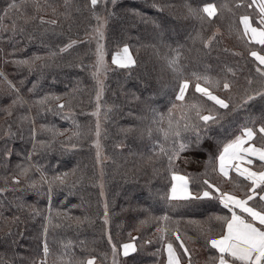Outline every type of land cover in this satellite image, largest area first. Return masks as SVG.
Returning <instances> with one entry per match:
<instances>
[{"label": "trees", "instance_id": "obj_1", "mask_svg": "<svg viewBox=\"0 0 264 264\" xmlns=\"http://www.w3.org/2000/svg\"><path fill=\"white\" fill-rule=\"evenodd\" d=\"M10 2L0 0L3 16L0 19V73H3L0 77V188L5 189L0 192V264H33L34 260L38 264L44 256V227L49 215L52 223L47 231L50 249L47 264H62L59 257L65 252L85 259L94 255L97 258L94 264H112L106 232L111 233L118 245L136 237L137 251L129 257L119 253L116 257L119 264H165V245L171 240L178 246L171 231L177 223L181 235L192 238L188 246L193 250V264H207L215 251L206 244L200 230L211 227L213 235L219 234L222 225L215 216L227 214V210H223L218 200L188 203L166 199L171 172L167 155L159 149L161 145L169 148L173 141H166L157 125L167 127L169 109L172 119L179 120L182 126V113L189 103L213 104L195 91L192 73L208 74L221 81L227 75L239 86L241 94L248 87L246 78L256 77L257 62L248 55L245 42L238 38V29L242 31L238 17L234 20L224 10L211 23H201L187 12V5L231 4L234 0H116L115 5L111 0H100L97 12L102 17L106 10L116 15L103 28L101 43L109 68L104 74L99 117L93 114L97 110V85L92 76L97 40L85 37L97 24L85 7L89 0H67L68 7H65L66 0H17L22 7L3 15V9ZM36 3L42 6L39 11L34 8ZM154 4L160 7H153ZM52 7L56 8L55 14ZM132 9H138L140 14L133 15ZM65 12L68 15H63ZM41 15L59 22L42 25ZM32 16L37 18L26 22L25 17ZM197 32L204 39L214 32L215 37L206 47L200 39H193ZM69 41L79 43L60 53L59 49ZM125 42L137 61L131 70L112 63L113 54ZM254 47L260 49L258 44ZM52 52L57 55L49 57ZM177 52L190 84L185 93L187 100L177 101L173 107L177 80L167 67L165 57L175 56ZM23 58L34 60L31 71L26 65L13 62ZM228 68L234 70L235 76L227 73ZM5 77L15 88L8 85ZM213 91L221 98L232 95L234 102L240 99L237 90L228 93L222 83ZM17 96L23 103L12 105ZM45 96L50 98L41 107L36 101ZM56 96L70 100V107L57 110ZM216 108L222 115L209 134L214 139L204 138L202 146L197 147L195 131H181V139L190 146L173 165L179 174L189 177V187L193 190L205 178L206 171L207 178L225 191L234 190L232 178L246 183L234 173L222 177L218 170L213 171L211 164L206 169V161L213 153L218 154V139L226 141L239 135L245 123L252 126L247 116L249 113L258 116L264 105L257 101L247 111L237 112L226 111L218 105ZM64 113H70V118H63ZM161 114H164L163 123ZM24 116L27 119L22 121ZM97 119L99 163L96 146L92 144L97 139ZM77 131L80 138L75 142L80 146L66 147L67 138ZM258 137L257 130L254 140L260 146ZM6 150L11 151L10 156L4 155ZM18 165L29 167L30 171L27 179L21 176L14 183L11 176L18 174ZM65 172L69 173L68 181L57 182L49 197L48 181ZM235 191L240 194L238 189ZM105 200L109 206L107 225L103 220ZM165 213L170 218L168 222L160 219ZM65 214L70 219H65ZM165 227L170 231H158Z\"/></svg>", "mask_w": 264, "mask_h": 264}, {"label": "snow or ice", "instance_id": "obj_2", "mask_svg": "<svg viewBox=\"0 0 264 264\" xmlns=\"http://www.w3.org/2000/svg\"><path fill=\"white\" fill-rule=\"evenodd\" d=\"M100 0H89L85 5L91 13L92 17L95 18L97 24L91 33H86L85 37L87 39L95 38L97 40V45L95 49V63L92 67L95 69L92 72L93 78L96 80L97 91H96V112L94 115L99 117V110L101 105L99 100L103 92V81L100 79L102 71H106L103 44L101 43L103 39V28L107 25L108 20L115 16L114 11H107L106 15L101 16L97 12V7L99 6ZM111 3L115 5L116 0H111ZM22 5L17 3V0H11L10 3L6 5L3 9V15H9L13 10H19ZM41 5L36 3L34 8L39 11ZM65 7H68L67 0ZM153 7L159 8V4H154ZM188 15L194 19H198L201 23L208 22L211 23L213 17L218 16V14L224 10L229 12L233 19L238 17V24L242 26V31L238 29V38L242 39L248 46V55L254 58V62H258L255 67L256 77L248 76L247 84L248 87L243 90L241 94L238 91V85L231 79V77L225 75L223 80L213 78L208 74L192 73V77L195 78V91L201 93L202 96L207 97V100L212 101L211 106L207 104L200 103H189L187 108L182 113L183 125L179 120H173L169 109V117L167 121V127H160L157 125L158 130L163 134L165 140H172L173 143L169 148H165L161 145L159 149L160 153L167 155L169 168L171 172L172 184L171 189L166 197V199L171 202L173 200H184L188 203L194 201H203L204 199L218 200L219 204L223 206V210H227V214H217L215 219L221 222L222 229L219 234H212L211 227L202 228L200 231L203 234L205 242L207 245L211 246V249L215 251V255L211 256L207 264H264V110L258 116H253L251 113L247 116V120L251 122L252 126H248L245 123L240 131L239 135H235L231 139L217 140L218 144V154L213 153L209 156L208 161H206V169L209 164L212 165L213 171L218 169L219 173L223 177H229L230 170H234L237 177H242L246 183H241L239 179L232 178L234 190L225 191L219 184L215 183L211 179L207 178V171L204 173L205 178L200 181L198 185H195V190L189 187V177L185 175H180L173 165V161L177 159L180 153L190 146V143H186L181 139V131L193 129L196 134L195 144L197 147L202 146L201 141L204 138L214 139L215 137L209 135L213 131V125L217 124L221 117L220 111L216 108L218 105L220 108L226 111L237 112L239 110L247 111L250 104H254L259 101L264 105V0H234L233 3H224L217 5L215 3H203L199 6L187 5ZM106 9V5H105ZM243 11H239V10ZM79 10V9H77ZM251 10V11H249ZM51 11L55 14L56 8L52 7ZM133 15L138 16L139 10H130ZM63 15H68V13H63ZM255 18V22L253 20ZM3 16L0 15V19ZM36 16L25 17L26 22L30 19H36ZM40 23L48 25H56L59 21L56 19H46L44 16H39ZM155 23V21H153ZM15 22H13V31H15ZM157 27H161L157 25ZM215 37V32L213 35L208 36L204 39L200 32L196 33L193 39H200L202 43L207 47L209 42ZM163 42V41H162ZM79 43L78 41H69V43L63 45L59 49L60 53H63L73 45ZM255 44L260 45V49L256 50ZM241 54V53H238ZM57 53H49V57H55ZM35 59H41L40 57H35ZM167 67L175 74L177 84L174 86L178 88L175 91V100L172 102L173 107L176 106L177 101L185 102L187 97L185 93L189 89L190 79L188 76L184 75L183 68L179 63V52L175 56L165 57ZM14 63L20 65H26L29 71L34 67V60L31 58H23L19 60H14ZM112 63L118 65L122 68L131 70L137 61L133 57L130 51V45L128 43H122L120 50L113 54ZM227 73H231L235 76V72L232 68L227 69ZM3 73H0V77ZM8 85L15 88V85L11 81H7ZM203 82V83H201ZM222 83L223 90L232 93L235 90L237 95H240L238 102H234L232 95L227 98H221L217 95L214 88H219ZM253 84L256 86L253 87ZM207 85V86H204ZM35 87V83H34ZM18 91V90H17ZM33 89H29L32 92ZM50 96H45L39 98L36 103L39 106H43L49 100ZM59 101L56 106L57 110L65 109L70 107L71 101H65L60 96L55 97ZM18 103H23L21 97L17 96L12 100V105ZM9 108H11V106ZM154 111V109H153ZM65 119L70 118V113H64ZM27 117H21V120H26ZM164 114L160 115V122L163 123ZM76 123L75 121H73ZM153 123H156L154 120ZM77 127L79 125L77 124ZM257 130L259 133L258 139L261 141L260 146H257L254 138L257 137ZM149 134H151V129H148ZM55 135V133H54ZM100 135V124L99 119H97L96 125V136ZM80 133L73 132L71 137H68V144L66 147L78 148L80 145L76 143L79 140ZM176 141H179L177 144ZM92 144L96 146L97 149V161L99 163L100 157V144L99 140H93ZM222 145V147H220ZM36 145H33L35 149ZM4 155L10 156L11 151L6 150ZM31 156V153H29ZM254 158L257 163H254ZM19 172L11 176V180L14 183L19 182L20 177L24 176L27 179V173L30 171L29 167L23 165H18ZM75 169L73 170V173ZM69 173L65 172L62 175H58L53 179L49 180V197L51 195V190L54 185L64 184L68 181ZM35 183V182H33ZM235 189L239 190L240 194H237ZM4 188H0V192H4ZM101 196H104L103 185L101 184ZM104 216L103 220L105 225L109 223V206L107 200L104 201ZM38 214V213H37ZM65 219H70V215L65 214ZM18 219V217H13V220ZM79 219V218H77ZM165 222L169 221L167 213L161 217ZM146 221H142L144 223ZM52 223V217L49 215L47 218V224L44 227L45 239L43 241V253L44 256L40 258L38 264H47L46 257L50 255V249L47 243V231L48 227ZM158 231L168 232L170 229L165 227L163 229H158ZM173 235H175V240L178 242V246L169 240L165 246V251L167 252V262L166 264H193V250L188 246V240L181 235L178 223L171 230ZM9 234H11V229H9ZM107 236L108 244L111 247L112 252V264H119L116 257L119 253L123 256L129 257L130 254L137 251V246L134 243L136 237H130L128 242L123 244H117L114 241L110 232L105 233ZM182 249V253L178 251ZM62 264H94L97 259L94 255H89L85 258H76L69 256L67 252L59 257ZM33 264H37L34 260Z\"/></svg>", "mask_w": 264, "mask_h": 264}, {"label": "crops", "instance_id": "obj_3", "mask_svg": "<svg viewBox=\"0 0 264 264\" xmlns=\"http://www.w3.org/2000/svg\"><path fill=\"white\" fill-rule=\"evenodd\" d=\"M241 29H242V26H241ZM258 63V62H257ZM254 163H257L258 164V161H256L255 160V158H254ZM218 170V169H217ZM218 173H219V171H218ZM231 173H234V174H236L235 173V171L234 170H230V174ZM220 174V173H219ZM181 175V174H180ZM221 176H222V174H220ZM237 175V174H236ZM223 177V176H222ZM242 178V177H241ZM171 184H172V178H171ZM170 189H171V186H170ZM170 189H169V191H170ZM222 206V205H221ZM166 246V245H165ZM164 249H165V247H164ZM164 252H165V258H166V260H165V264H166V262H167V252L164 250ZM133 254V253H132ZM132 254H130V255H132ZM120 255L122 256V257H125V256H123V254L122 253H120Z\"/></svg>", "mask_w": 264, "mask_h": 264}, {"label": "rangeland", "instance_id": "obj_4", "mask_svg": "<svg viewBox=\"0 0 264 264\" xmlns=\"http://www.w3.org/2000/svg\"><path fill=\"white\" fill-rule=\"evenodd\" d=\"M96 45H97V43H96ZM104 60H105V68H106V70L109 68V64L106 62V59H105V54H104ZM105 72L106 71H102L101 72V75H100V79L102 80V81H104V74H105ZM98 139V138H97ZM100 144V143H99ZM96 151H97V149H96ZM102 198H103V196H102Z\"/></svg>", "mask_w": 264, "mask_h": 264}]
</instances>
